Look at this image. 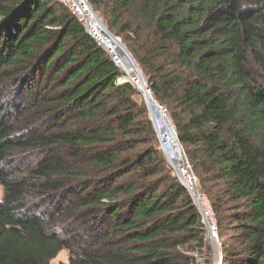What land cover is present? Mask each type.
Wrapping results in <instances>:
<instances>
[{
  "label": "trees",
  "instance_id": "trees-1",
  "mask_svg": "<svg viewBox=\"0 0 264 264\" xmlns=\"http://www.w3.org/2000/svg\"><path fill=\"white\" fill-rule=\"evenodd\" d=\"M87 2L169 114L221 264H264V0ZM121 73L61 1L0 0V264L209 258L203 215Z\"/></svg>",
  "mask_w": 264,
  "mask_h": 264
},
{
  "label": "bare ground",
  "instance_id": "bare-ground-1",
  "mask_svg": "<svg viewBox=\"0 0 264 264\" xmlns=\"http://www.w3.org/2000/svg\"><path fill=\"white\" fill-rule=\"evenodd\" d=\"M87 9L89 11L90 27L95 30V32L99 31L100 33L98 39L102 41V43L105 45V48L109 52L114 54V57L117 58V64L122 71L125 72V70H127L130 74L135 75V78H137V83H134L135 78L129 80L133 83V85L136 86L137 90L138 88L141 89L142 82L139 81L141 73L139 67L132 61V59H130L129 56H126V52L124 51L121 43L108 34L106 27L101 22H99V19L94 13L91 12L88 6ZM154 121L157 132L160 135L161 142L164 144V148L166 149L167 157L174 167H180L182 165V154L175 145L173 146L169 142L174 137V134L170 133L169 126L166 125L167 122L165 117L163 115H160L158 118L155 117ZM204 221L206 222L205 219ZM210 237L212 239V236Z\"/></svg>",
  "mask_w": 264,
  "mask_h": 264
},
{
  "label": "built area",
  "instance_id": "built-area-1",
  "mask_svg": "<svg viewBox=\"0 0 264 264\" xmlns=\"http://www.w3.org/2000/svg\"><path fill=\"white\" fill-rule=\"evenodd\" d=\"M62 3H64L67 8L70 10L71 14L77 18L79 21L82 22L83 27L85 28L88 35L93 38L100 46L102 45L105 48V45L102 43L100 39H98V34L90 27L89 24V11L87 9L88 5L87 0H62ZM91 10V8H90ZM96 17L99 19V17L96 15ZM99 22H101L99 20ZM105 51L109 54L111 59L115 64H117V61L115 60L114 54L109 52L106 48ZM161 114L167 119L168 114L165 108L160 106ZM168 120V119H167ZM173 128V127H172ZM174 131V129H173ZM174 135L175 131H174ZM177 138V137H176ZM159 141V140H158ZM172 144V143H171ZM174 146V144H172ZM176 146V145H175ZM177 147V146H176ZM179 181L181 184L186 188V190L190 193H195V198L198 201L200 208H201V214L203 215L202 221L205 219L208 224V233L211 236L212 234H216V225L213 218V215L211 213L208 201L206 197L203 194H200L197 192L196 189V182L197 178L194 176L191 170V166L186 160L184 154H183V161L182 165L180 166L179 170H174ZM209 210V213L206 210ZM211 214V215H209ZM210 218V222L207 218ZM214 241V240H213Z\"/></svg>",
  "mask_w": 264,
  "mask_h": 264
},
{
  "label": "water",
  "instance_id": "water-1",
  "mask_svg": "<svg viewBox=\"0 0 264 264\" xmlns=\"http://www.w3.org/2000/svg\"><path fill=\"white\" fill-rule=\"evenodd\" d=\"M108 34H109L111 37H113L109 32H108ZM113 38H114V37H113ZM114 39L117 40L118 42H120L119 39H117V38H114ZM101 46H102V45H101ZM102 47H103V46H102ZM122 47H123L124 51L126 52V56H127V57L129 56L130 59H132L131 55L127 52V50L125 49V47H124V46H122ZM103 48H104V47H103ZM104 49H105V48H104ZM132 61L134 62L133 59H132ZM134 63H135V62H134ZM116 66H117V68L119 69L118 64H116ZM139 81L142 82V88H141V89L138 88V90H137L136 86H134L133 83H132L130 80L123 81V80H122V77H120V78L118 79V82H119V83H126V82H128V83H130V84H131V85H132L137 91H139V92L142 93L143 98H144V101H145V104H146V107H147V109H148L149 118H150V120H151V122H152V124H153L154 130H155V132H156V134H157V138H158V140H159V149L163 151V153H164V155H165V159L167 160L168 164H169L174 170H176V167L173 166V164L170 162L169 158L167 157L166 149L164 148V144L161 142L160 135H159V133L157 132V129H156V126H155L154 118H155V117L158 118L160 115H162V114H161V111H160V106L157 104L155 98H154L153 95L151 94L150 90L147 88V85H146L145 80H144V78H143V75H142L141 73H140V79H139ZM150 103H151V104H150ZM153 113H154V114H153ZM165 119H166V118H165ZM166 122H167L166 125L169 126V131H170V133H171V134H174L173 128H172V126H171L169 120L166 119ZM169 142L172 143V144H174V145H176L177 148L181 151V154H182V160H181V161H183V154H184V153H183V150H182V148H181V145L179 144V142H178L176 136L174 135V137H173V138L171 139V141H169ZM190 195H191V198H192V201H193L194 205L196 206V208L198 209V211L201 212L200 205H199L198 201H197L196 198H195V193H190ZM202 223H203L204 226L208 229V224H207V222H205V221L203 220ZM211 236H212V239H211V237H210V235H209V240L212 241L213 243H215V240H217L216 234H212ZM213 240H214V241H213ZM216 264H221V258H219V259L217 260V263H216Z\"/></svg>",
  "mask_w": 264,
  "mask_h": 264
},
{
  "label": "rangeland",
  "instance_id": "rangeland-1",
  "mask_svg": "<svg viewBox=\"0 0 264 264\" xmlns=\"http://www.w3.org/2000/svg\"><path fill=\"white\" fill-rule=\"evenodd\" d=\"M59 1H62V0H59ZM91 12L94 13L95 15H97L99 17V20L101 21V23L106 27L107 31L114 37V38H117L120 40V43L122 46L125 47V49L127 50V52L131 55L132 59L134 60V62L136 63V65L139 67L140 69V72L141 74L143 75L142 71H141V68L139 66V64H137V62L135 61V59L133 58L132 54L130 53L129 49L127 48V44L124 42L123 40V37L122 36H117L115 35L113 32L109 31L108 27H107V24L106 22L103 20L102 16L99 14V12L93 10V8H91ZM97 34H98V37L100 36V33L99 31H97ZM131 39V38H130ZM123 41V42H122ZM117 58H115L116 60ZM120 69V68H119ZM121 70V69H120ZM121 72L124 74V76L129 80V79H133L135 78V75H132L130 74L127 70H125V72H123L121 70ZM122 73H121V77H122ZM143 78L145 80V77L143 75ZM137 78H135L134 80V83H137ZM146 83V82H145ZM135 86V85H134ZM135 98L139 101V102H143L145 103L144 101V98H143V95L141 92H137V95L135 96ZM158 104V103H157ZM159 106L163 107L162 105L158 104ZM148 110V109H147ZM169 114H168V117L167 119L169 120L170 122V119H169ZM171 124V122H170ZM180 167H176V170H179ZM2 195H3V192H2V188L0 187V199L2 198ZM208 213H209V210L207 209L206 210ZM211 215V214H209ZM210 222V218L208 217L207 218ZM207 235V247H208V250H209V258H207L205 255L203 258L199 257L197 255V260H198V264H216L217 263V260L219 258H221V254H220V248H219V240H218V237H217V234H216V237H217V240H215V243H213L212 241L209 240V234H206ZM206 259H208L207 261L208 262H205ZM68 260H69V254L66 250H62L60 251L57 256L55 258H53L52 260L49 261V264H67L68 263Z\"/></svg>",
  "mask_w": 264,
  "mask_h": 264
}]
</instances>
